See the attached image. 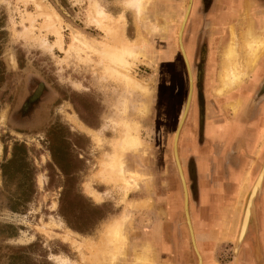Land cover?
Returning a JSON list of instances; mask_svg holds the SVG:
<instances>
[{"label":"rangeland","instance_id":"374dc122","mask_svg":"<svg viewBox=\"0 0 264 264\" xmlns=\"http://www.w3.org/2000/svg\"><path fill=\"white\" fill-rule=\"evenodd\" d=\"M40 1L60 20L55 25L61 27L62 50L55 46L50 48L55 38L48 33V27L43 18L36 15L33 5H24L21 0H0V26L4 24L5 28L4 36L0 35L3 37V45H0V264H57V257L66 259L68 264H146L134 253L145 254L148 264H197L198 255L203 264V252L208 257L206 264H247L249 261L262 264L264 254L258 242L253 248L254 255L251 248L254 239H258V212L254 200L261 191L264 176L260 189L251 198L255 217L248 223L241 243L237 234L246 199L257 177L263 175L264 165L254 180L250 179L248 169L245 173L240 170L233 174L236 199L229 200L230 205L219 212L214 223L217 233L209 230L203 219L208 213L207 205L200 203V191L202 201L207 200L205 189L208 182L200 180L199 175L204 173L201 170L206 169L207 162L202 159L203 151L198 146L196 150L194 144L193 155H199L201 170H196L194 160L195 163L190 162L192 153L188 151V141L184 140V129L193 117V138L198 140L205 103L201 79H208L209 74L217 78L219 85L209 83L210 87L218 85L213 91L222 98L238 89L243 78L241 84L225 93L217 92L223 50L221 63H204L200 59L199 53L205 52L204 44L196 47L193 57V27L184 34L179 30L187 0H183V12L178 22L175 19L160 22L156 18L152 22L157 29L152 32L138 30L135 16L126 5L127 0H97L110 17L108 22L114 33L118 32L113 38L90 21V0ZM155 3L156 0H150L147 4L145 20L147 13L154 12ZM126 11L133 16L129 23L133 22L137 31L134 37L125 34ZM120 18L123 22L119 21ZM171 24L176 28L171 30L175 34L168 37V42L172 44L175 61L158 63L160 57L152 50L148 38L163 31L161 38L166 40L168 35L163 34L170 32L168 26ZM31 26L32 35L28 36L26 29ZM120 31L123 35L119 34ZM259 33L264 36V29ZM74 35L92 45L84 47L80 43L75 46L72 42ZM179 36L185 61L192 73V93L175 142L177 147L180 137L181 152L187 161L183 173L177 151L195 248L184 215V187L173 156V139L190 84L179 49ZM118 41L140 45V57L138 62L132 63L128 75L134 76L138 82L143 81L147 90L133 88L129 81L127 84L105 57L104 53L116 47ZM97 47L100 51H95ZM241 55L237 52L238 64L243 70L246 64L240 63ZM193 75L199 77L198 83L194 84V96ZM29 77L34 78L33 86L41 83L45 87L43 95L47 101L37 120L21 125L13 121L12 114L27 97ZM131 123L139 126L138 134L144 147L138 153H125L122 158L126 169L137 170L142 180L136 188L123 191L121 185L104 184L100 173L105 159L116 154L114 144L121 137L124 124ZM80 126L98 133L101 145L92 141L89 133ZM212 132L208 130L209 134ZM67 177H70L68 181ZM186 183L190 190L189 209ZM87 184L102 195L100 202L86 196L84 186ZM196 205L199 209L198 226L193 229L191 209ZM121 219L125 220L129 237L126 254L118 262H103L97 251L104 248L101 244L104 233L110 223ZM223 223L229 226L228 230L223 228ZM217 235L224 237L215 240ZM197 241L203 242V252H200Z\"/></svg>","mask_w":264,"mask_h":264},{"label":"bare ground","instance_id":"6f19581e","mask_svg":"<svg viewBox=\"0 0 264 264\" xmlns=\"http://www.w3.org/2000/svg\"><path fill=\"white\" fill-rule=\"evenodd\" d=\"M21 1L23 2L24 5H29V4L33 5L35 8V11H36V15L43 18L44 24H46L45 26L48 27V29H47L48 33H51L52 36L55 38V42L52 46H50V48L52 49L55 46V47H58L59 49L62 50V43L63 42H62L61 27L60 26L56 27V25H55V23L57 21L60 22L57 14H55V12H53V11L47 10V8L45 9L44 8L45 6L41 3L40 0H21ZM127 2L128 3H126V5H127L128 9L131 10L135 16V20L137 22L136 24H137L138 30H140V28H141L142 30H146L147 32L156 31L157 28H156L154 22H152L153 20L152 19H149V20L144 19L146 6H147V4H149L150 0H127ZM90 3H91V5H90V21L97 28H99V30L103 31L106 36H108V37L111 36L113 38L115 35H117L118 32L115 31V33H114L113 27L110 26V23L108 22L111 20L110 17L103 12V10L98 5L97 0H90ZM188 10H189L188 7L184 10L185 12L182 15L183 17H182L180 25H179V30H183V27L186 24L187 16H188ZM30 16L31 15H29L28 17H30ZM119 21L123 22V18H120ZM254 29L255 28L252 25V21H250L249 25L247 26L246 30L244 31V33H246V37L248 36L249 39L246 38L245 43L243 41L244 48H245V60L243 63L246 64V66H245L246 68L244 67L243 70H242L243 67L239 66V64H238L239 61L237 60V51H236V43L234 42V33L230 29V38H229L228 42L224 45V48L222 51V57H223L222 69L223 70H222L221 75H220L221 87L217 91L219 94H223L226 92V90H229L231 87L236 86L238 83H240L241 79L246 76V73L249 70L254 69L256 62H257V59H258V50L260 48L264 47V36L263 35L260 36L259 34L257 36L254 33ZM263 29H264V27H263ZM32 31H33L32 26L30 28L26 29L28 36L32 35ZM122 31L119 32L120 35L122 34ZM253 33L256 35L255 37L253 36ZM72 39H73L72 42L75 46L76 45L78 46V44H80V43L82 45H84V47L86 45H92L91 42H88V43L82 42V40H80L77 35H74V37ZM141 41H142V39H141ZM42 43L46 47L45 42L42 41ZM73 44H71V45L73 46ZM179 44L181 47L180 36H179ZM139 46L140 45H138V43H137V45H135V44H129V42H127V41H124V43L123 42L121 43L118 41V43H116V47H114L110 50L108 49L107 53L104 51L105 52L104 54H105V57H107V59L110 60V62H112L111 65H113L114 70L116 71L115 73L122 76L125 80H127V82H126L127 84L129 81V84L133 88L137 87L140 90L145 91L148 88H144L147 85H144V83H142L143 81L138 82L133 78L134 76L131 78L128 75V71L130 69V66L134 62H136V61L138 62V58L140 57V53H139L140 51H138V49L140 48ZM80 49H82L81 46H80ZM94 49H95V51H100L98 49V47L94 48ZM90 50H92V49H90ZM260 51H262V50H260ZM184 54L185 53H183V50H182V55H183V58L185 61L186 59H185ZM185 63H186V61H185ZM186 66H187L188 74H189V78H190L189 91H188V95H187L188 97L186 100V104L184 106L181 117L179 119L180 121L178 122L179 128H177L178 130L176 132V136H175L176 138L174 137V139H173V156H174V159H176L175 162H177V165H178L177 169H179L180 177L182 179V184L184 187V211L186 214V219H187L186 221H187V224L189 227L192 244L194 245V248H195L193 231H192L191 225L189 223V215L187 212V192H186V188H185V182L183 179V175L181 173L180 165H179V162L177 161L178 159H177L176 142H175L177 140V135H178L180 126L183 122V119H184L186 113H187V110L189 107V102H190V96L192 93L191 73L189 70L188 63H186ZM237 104H239V103L237 102ZM231 106L234 107V105H231ZM75 124H77V123H75ZM138 127L139 126L136 123L135 124L131 123L128 125L124 124L123 128L120 127L123 129L122 133H121V137H119V140L114 144V149L116 151V154L112 158H109V157L106 158L105 157L106 159L103 162L104 166H103V170L100 173V178H101V181H104V184L106 182L109 184L113 183L115 186L121 185L122 186L121 189L123 191H129L133 188H136L139 185V182H141V180H142L141 174L136 172L137 170L130 171V170H128V168L126 169V166H125V164L123 162V158H122L123 157L122 155L125 153H138L141 149H143L144 145H143L142 140L139 137ZM79 128L88 132L92 138V141H94L97 145H101V137L98 133L93 132L92 130H89L88 128H85L84 126H80ZM262 172H263V175L260 174L261 177L260 176L257 177L255 183L253 184V186L251 188L250 193L248 192L249 195L246 199V204H245L243 214H242L243 219L240 222V226H239L238 234H237V239H238V241H240V243L243 240L244 234L247 232L246 229H247V225L249 222V218L251 217L252 212H253L252 211L253 200H251V198L254 197V195L258 192V190L261 187V181H262V178L264 176V169ZM146 181H148V180L145 179V182ZM123 186H125V187H123ZM84 191L86 193V196H88L93 201H95V202L101 201L102 195H100L99 193L92 190L88 184L84 186ZM135 205H136V203H135ZM244 219H245V221H244ZM243 225L245 228L243 227ZM223 227L225 228V230H228L229 226L226 223H223ZM128 238L129 237H128L126 230H125V220L121 219V220L113 221L112 223H110L108 225L107 230L104 233L103 243H101L104 246V248H102L103 250H100L99 252L97 251L98 257L103 262L104 261L105 262L109 261L111 263L118 262V260H120V258L125 256V254H126V247L128 245ZM237 239H236V241H237ZM72 243H75V241H72ZM149 248L150 247L147 246L148 250H149ZM95 252H96V250H95ZM135 254L137 255V257H140V256L142 257L141 259L143 260V263L148 264V262H147L148 258H146V256H144L145 254L140 255L139 253H134V255ZM197 255H198V253H197ZM198 259H199V264H201L200 255H198ZM101 260L98 261V263L101 262ZM55 261L57 262V264H68L66 259H62V258H58V257L56 258Z\"/></svg>","mask_w":264,"mask_h":264},{"label":"crops","instance_id":"0c3cea01","mask_svg":"<svg viewBox=\"0 0 264 264\" xmlns=\"http://www.w3.org/2000/svg\"><path fill=\"white\" fill-rule=\"evenodd\" d=\"M182 4L183 0H156L154 12L149 14L147 13L146 18L152 20L157 18L160 22L164 21V19L167 21L175 19L178 22L183 12L184 6ZM239 5L240 9L238 7L235 8V10L233 11L224 12L221 10V6L217 5L216 3H213L207 7H199L198 5L195 6L192 4L188 19L183 29V34L187 31H190L193 27V33L196 30V33H198V35H201L199 41L201 40L200 42L205 44L209 41V39L212 40L214 37H217V39H213L211 41L210 46H208L210 47L208 49L209 53L205 54L204 63H221V51L223 50L224 45L228 42L230 38V27L235 34L237 51L239 50V46L241 45L240 35H243L244 43L246 38L249 39L248 36L246 37V33H244V31L246 30L250 21H252V25L255 28L254 33L257 36L258 34L261 36L259 32L264 27V0H239ZM252 5L255 9L252 8ZM130 13L131 12L126 11L125 14V19L127 20L125 34L127 37L128 34H130L131 37H134L135 35H137V31L135 30L134 23L132 22V25L129 23V19H133V16L130 15ZM153 14L157 17L154 18ZM129 25L133 26L132 29H130ZM242 25L244 27H242ZM224 27L226 28L224 29ZM173 28H176L174 24L169 25L168 29H170V32L167 33V31H165V33L167 34H163L168 35L166 36L167 38H165L166 40L161 38V34L163 31L160 33H156L155 35L150 36L148 38L150 45L153 46L151 47L152 50H154L157 57H160L158 63H165L166 60L175 61V53H173L172 51V44L170 43V41L168 42V37L170 38L175 34L171 31ZM254 33L253 36L255 37L256 35ZM133 39L134 38H131L129 40L132 41ZM210 49L212 50V52H210ZM263 50L264 47L258 50V57L262 54ZM261 62H263V60H261L260 63ZM258 73L259 74H257L256 78L253 77L252 80L247 83H243L238 89L233 90L231 93L227 94L226 96H223L222 98L218 97L213 91V89L217 88V86L219 85L217 78L213 77V81H209L210 79L203 80V90L205 96L203 118L205 124L204 136L206 137L205 145H203L204 155H206L205 152L208 150L207 148L209 146L207 143L208 138L213 139L212 146L214 147L218 148V144H221L222 146H229L232 148L234 145L233 142L236 140V137L239 136L238 138L242 140L241 145L243 151L245 150L246 160H251L253 158L251 157V150L254 147L256 134L255 131H249L248 122L250 120L244 122L242 119L244 116H247L252 110V108L250 107V103L253 96L251 94L253 93L257 85H259L264 79V65L261 71ZM209 82H213L218 85L210 87L211 84ZM220 87L221 82L217 90H219ZM238 101H240V105L237 104ZM231 105H234V107H232ZM249 107L250 111L248 109ZM224 114H227L229 120L227 121L229 124L227 125V131L225 134L223 133L225 129H223V124L221 120ZM192 126L193 117L190 118L189 124L184 129V140L188 141L189 143L192 142L193 145ZM210 129L213 132L209 134L208 130ZM192 145L190 146L192 147ZM206 162H208V159H206ZM245 170H247V168H245L244 171ZM200 177V180H204L203 182H208L207 179H209V177L207 174H202ZM217 180L218 179H216V181ZM212 181L214 182L215 179H212ZM226 190L227 196L229 198L231 197L230 200H234V193L236 191V183L234 181V177L229 180ZM191 219L193 223V207L191 209Z\"/></svg>","mask_w":264,"mask_h":264},{"label":"flooded vegetation","instance_id":"af4514ba","mask_svg":"<svg viewBox=\"0 0 264 264\" xmlns=\"http://www.w3.org/2000/svg\"><path fill=\"white\" fill-rule=\"evenodd\" d=\"M213 3H216L217 5L221 6V10L224 12L225 11L226 12L233 11V10H235V8H238V7L240 9L239 0H193V5H195V6L198 5L199 7L200 6L201 7H207ZM252 8H254L253 5H252ZM226 27H224V29ZM242 27H244V26L242 25ZM4 29L5 28H4V24H3L2 26H0V35L4 36V34H5ZM230 29H231V27H230ZM200 38H201V35H198V33H196V30H195L193 33V57L195 56L194 51H196V47L200 44H204V51L205 52H203V54H202V51H201L199 53V55H200L199 57H200V59L205 61V54L209 53L208 49L210 47H208V46H210L211 41L213 39L216 40L217 37H214L212 40L209 39V41L206 44L200 42L201 41V40L199 41ZM0 39H1L0 45H3V43H2L3 37ZM240 42H241V45L239 46V50L238 51L236 50V51L242 53L241 59H240V63H242L245 60V48H244V44H243V35H240ZM210 51H211V49H210ZM261 60H263V62L260 63ZM200 61H199V63H200ZM263 65H264V52L261 55L258 62L256 63L255 69L253 71H251V70L248 71L247 76L243 78V80H242L243 83L249 82L250 80L253 79V77L256 78L257 74H259L258 72L261 71ZM201 72L203 73V69ZM193 78H194L193 79V96H194V90H195L194 84L198 81L199 77H198V75H196V76L193 75ZM201 78H203V74H202ZM208 79H210L209 81L214 80L213 77H211V74L208 75ZM201 80L203 82V79H201ZM33 84H34V78L29 77L27 79V85H28L27 86L28 87L27 88V95H26L27 97L24 99V102L21 103L20 107L17 110H15V112L12 114L13 121H16L17 123H19L21 125L24 124L25 122L28 123L29 121L37 120V118L39 116H41V112H42V108H43L42 106L46 105L45 101H47V98L44 97V95H43V91H44L45 87L41 83H38V84L36 83L37 84L36 86H33ZM251 95L253 96L251 103H250V107L252 108V110L250 111V107H249L248 108L250 111L249 114L247 116H244L242 119L244 122L250 120L248 122L249 131H251V132L255 131V134H256V138L254 141L255 142L254 147L251 150V153H252L251 157H253L251 160H249V159L246 160L245 150L243 151V148L241 145L242 140H240L238 138L239 136L236 137V140L233 142L234 145L232 148L229 146H222L221 144H218V146H219L218 148L214 147V146H212L213 145V142H212L213 139L208 138L207 143L209 146L207 148L208 150L205 152L206 155H204V153L202 152L203 153L202 159H204V160L208 159L207 167L205 170H201L200 164H199V161H200L199 155H197V156L193 155V153L195 154V151H193L194 149L192 150V147L190 146V145H192V142H190V143L188 142V151L190 153H192L190 156V158H191L190 162L195 161L196 162V170L204 171L203 174H207L209 177V179H207L208 185L205 189V194H206L207 200L202 201V192L200 191V193H201L200 194V196H201L200 203L202 202L203 204L205 203L207 205L206 208H207L208 214L203 219L206 220L205 221L206 224L209 225V230L216 231V233L218 232L217 231L218 229L214 227V225H215L214 223L216 220H218V217L220 215L219 212L222 213V210L226 209L230 205L229 200L231 199V197L229 198L227 196L226 187L228 186L229 180L232 178L233 174L234 173L238 174V171H240V170L243 173H245L246 170L244 171V169L247 168L249 171H251L250 179L254 180V177L258 173L261 165H264V132L262 131V129L264 128V79L259 85H257V87L255 88V90L253 91V93ZM203 114H204V112L202 111V113H201V122L202 123L200 125L201 126V128H200L201 133H200V135H198V140L196 139L197 141L193 138V144H194L193 147L196 149L197 148L196 146H198V147H200V149L202 151L204 149L203 145H205V138H206L204 136V125L205 124H204ZM221 120H222V124H223V129H225L223 133L225 134L227 131L226 130L227 125L229 124L227 122V121H229L227 114H224L222 116ZM196 123H199V120H197ZM83 124H85V123H83ZM194 136H195V134H194ZM248 138H249V136H248ZM181 144H182V141H180V137H179L178 146L176 147V152L178 151L179 160H180V163L182 165V169H183V173H184V169H185V165H186L187 161H185V157L182 155ZM196 150H198V149H196ZM198 154H199V152H198ZM201 175L202 174L199 175V178ZM184 177H185V174H184ZM212 179H215V181L213 182ZM216 179H218V180L216 181ZM186 186H187V183H186ZM187 190H188V209H189V199H190L189 198V191L190 190H189L188 186H187ZM235 199H236V196H235ZM235 199H234V201H235ZM254 206H255V210H257V212H258V219H257V221H258V239H257V241H256V239H254V242L252 245L253 247L251 248L252 249L251 254L254 253L253 248L255 247L256 242H258L259 247L261 248V252L264 254V180L262 183L261 191L259 194H257V197L254 200ZM198 210L199 209H198L197 205L193 206V229L198 226V223H197V217H198L197 211ZM203 219L200 216V220L202 222H204ZM251 233H253V231ZM217 236H218V238L215 240H219V239H222L224 237V235H217ZM196 239H197V237H196ZM208 240L209 239L206 238V241H208ZM208 242H211V241H208ZM202 245H203V242L197 241V246L199 247V249H201L200 252L204 251V249L202 248ZM201 254H202V258H203V264H206L208 257L206 254H204V252ZM196 258H197V256H196ZM197 264H198V258H197ZM247 264H256V263L249 261V262H247ZM262 264H264V261Z\"/></svg>","mask_w":264,"mask_h":264},{"label":"water","instance_id":"95a60500","mask_svg":"<svg viewBox=\"0 0 264 264\" xmlns=\"http://www.w3.org/2000/svg\"><path fill=\"white\" fill-rule=\"evenodd\" d=\"M192 2H193V0H187V7H188V9H189V7L191 6V4H192ZM179 49H180V53H181V55H182V48L181 47H179ZM182 57H183V55H182ZM184 61V60H183ZM184 64H185V68H186V71H187V75H188V70H187V66H186V63H185V61H184ZM191 78H192V73H191ZM253 211V210H252ZM184 215H185V219H186V214L184 213ZM253 212H252V215H251V219L249 220V224H250V221L253 219ZM187 220V219H186ZM186 223H187V221H186ZM249 224H248V226H249Z\"/></svg>","mask_w":264,"mask_h":264},{"label":"trees","instance_id":"16d2710c","mask_svg":"<svg viewBox=\"0 0 264 264\" xmlns=\"http://www.w3.org/2000/svg\"><path fill=\"white\" fill-rule=\"evenodd\" d=\"M68 178H70V177H67V181H68Z\"/></svg>","mask_w":264,"mask_h":264}]
</instances>
